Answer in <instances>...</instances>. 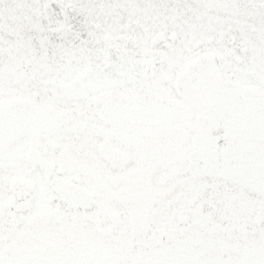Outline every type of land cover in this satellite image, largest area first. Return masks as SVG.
Listing matches in <instances>:
<instances>
[{"label": "snow or ice", "instance_id": "obj_1", "mask_svg": "<svg viewBox=\"0 0 264 264\" xmlns=\"http://www.w3.org/2000/svg\"><path fill=\"white\" fill-rule=\"evenodd\" d=\"M0 264H264V0H0Z\"/></svg>", "mask_w": 264, "mask_h": 264}]
</instances>
